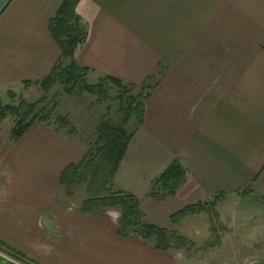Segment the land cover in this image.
Here are the masks:
<instances>
[{"label":"crops","instance_id":"crops-1","mask_svg":"<svg viewBox=\"0 0 264 264\" xmlns=\"http://www.w3.org/2000/svg\"><path fill=\"white\" fill-rule=\"evenodd\" d=\"M61 1L0 0V92L51 73L61 51L48 21ZM76 11L88 30L78 64L125 84L155 77L115 186L135 195L146 162L154 181L174 159L188 169L173 196L139 200L149 222L168 229L218 192L264 198V0H80ZM85 152L41 123L2 144L0 244L34 264H197L120 237L117 211L81 212L59 176Z\"/></svg>","mask_w":264,"mask_h":264},{"label":"trees","instance_id":"trees-1","mask_svg":"<svg viewBox=\"0 0 264 264\" xmlns=\"http://www.w3.org/2000/svg\"><path fill=\"white\" fill-rule=\"evenodd\" d=\"M79 2L80 0H62L54 16L48 21L50 37L61 51V57L51 73L41 81H27L23 84H36L47 94L53 87L60 86L62 91L57 95L63 93L78 98L91 95L100 101L107 99L113 87L117 90L113 99L116 104L117 123L105 122L98 126L95 145H91L92 147L86 150L80 162L69 164L64 168L59 176V185L69 198L74 196L76 190L85 187L87 195L79 207L85 214H96L101 210L117 211L120 237L140 239L163 252L185 249L191 243L178 235L175 230H168L149 222L141 209L140 201L134 195L112 191L108 187L119 169L130 141L144 122L145 102L155 86V77H151L141 86L125 84L111 76H103L95 84H90L88 78L92 70L78 64L74 59L76 50L86 43L88 37L87 26L76 11ZM45 98L36 103L23 100L17 106L4 104L0 99V123L9 115L15 117L11 141H18L31 126L37 123L53 127L58 132L64 131L62 128L68 126L67 122L59 119L57 122L61 127L51 124L57 104L48 107L43 104ZM107 109L109 110V107ZM132 123L134 127L130 130L129 126ZM187 177L188 169L178 159H174L154 181L149 197L161 201L173 196ZM224 194V192L215 193L212 202H198L175 212L169 218L171 224L176 225L185 217L205 212L206 204L214 207L218 198ZM190 247L191 245L189 249Z\"/></svg>","mask_w":264,"mask_h":264},{"label":"rangeland","instance_id":"rangeland-1","mask_svg":"<svg viewBox=\"0 0 264 264\" xmlns=\"http://www.w3.org/2000/svg\"><path fill=\"white\" fill-rule=\"evenodd\" d=\"M91 74L92 72L88 78L89 83L95 84L101 77ZM60 91H62L61 87L55 86L47 94L36 84H20L0 92V99L4 104L17 106L23 100L28 103H36L46 97L43 104L48 107L57 104L51 124L61 127L57 122L58 119L67 122L68 126H64L62 129L80 142L85 150L91 145H95L98 126L101 123H117L116 104L113 100L117 94L115 88L111 87L107 99L101 101L91 95H83L79 98L63 93L57 95ZM14 124L15 117L13 115L7 116L0 123V149L2 144L10 140ZM133 127L134 123L129 126V129L132 130ZM139 142L142 143L141 138L138 137L135 141L137 147L134 152V160L137 153H142L143 146ZM131 156L133 157V155ZM151 163L146 162L145 166L139 167L137 183L132 185L136 191L135 195L130 192L142 202L148 196L154 183L153 178L149 176ZM133 165H140V162L135 161ZM114 179L115 176L108 187L112 191L125 192L117 185L115 186ZM150 180H153V183ZM86 195V189L82 187L75 191L71 200L73 202L79 199L83 200ZM213 199L212 197L207 202H212ZM205 210V212L183 218L176 225H170L168 230H175L178 235L183 236L191 243L190 249V245H188L185 249L172 251L173 253L196 260L194 262L197 264H264V199L253 197L248 190L225 193L224 196L218 198L214 207L206 204Z\"/></svg>","mask_w":264,"mask_h":264},{"label":"built area","instance_id":"built-area-1","mask_svg":"<svg viewBox=\"0 0 264 264\" xmlns=\"http://www.w3.org/2000/svg\"><path fill=\"white\" fill-rule=\"evenodd\" d=\"M0 260L6 264H34L26 258L7 250L0 244Z\"/></svg>","mask_w":264,"mask_h":264}]
</instances>
